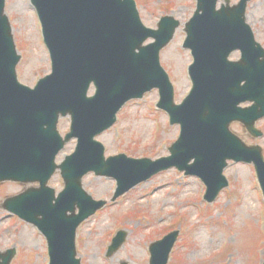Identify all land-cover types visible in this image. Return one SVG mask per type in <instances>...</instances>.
<instances>
[{
	"label": "water",
	"instance_id": "95a60500",
	"mask_svg": "<svg viewBox=\"0 0 264 264\" xmlns=\"http://www.w3.org/2000/svg\"><path fill=\"white\" fill-rule=\"evenodd\" d=\"M219 1L197 0L184 25L183 47L194 58L189 66L192 88L177 104L160 60L181 25L174 16H162L157 28H150L135 0H31L52 72L30 87L18 78L21 55L5 12L6 0H0V183L31 185L6 197L0 209L42 232L49 264H81L77 230L107 204L84 189L83 178L91 172L117 181L115 201L176 167L198 176L207 187L204 198L214 202L229 185L224 175L229 161L243 162L254 165L264 195L263 148L231 130L239 122L254 138L264 134L257 127L264 118V47L247 23L251 0H224L218 8ZM235 51H240V58L231 60ZM154 89L160 96L157 106L181 128L169 146L170 155L156 160L125 153L106 157L97 136L116 123L129 101ZM66 116L71 118L70 131L62 136L58 124ZM73 139L74 152L57 163L58 154ZM57 170L64 180L58 194L49 185ZM178 236L179 231H173L153 242L149 264H168ZM125 241L126 232L118 231L107 254L113 255ZM16 254L15 248L0 250V264H11Z\"/></svg>",
	"mask_w": 264,
	"mask_h": 264
},
{
	"label": "rangeland",
	"instance_id": "374dc122",
	"mask_svg": "<svg viewBox=\"0 0 264 264\" xmlns=\"http://www.w3.org/2000/svg\"><path fill=\"white\" fill-rule=\"evenodd\" d=\"M143 23L157 28L162 16L180 20L172 41L161 51V64L175 88V101L180 103L191 89L188 66L193 57L183 48L185 23L193 16L197 0H135ZM239 0H231V4ZM220 2H224L221 0ZM5 11L10 19L14 41L21 60L17 66L19 80L30 87L51 73L49 52L44 44L41 24L30 0H7ZM247 22L264 47V0H251ZM239 51L232 53L237 60ZM92 88L90 94H93ZM158 90L142 99L128 102L118 114L117 122L97 139L105 145L106 157L125 153L134 158L168 156L169 146L178 138L180 125H171L169 115L157 107ZM248 103L243 104V106ZM264 133V118L257 122ZM61 135L70 130V117L59 120ZM231 129L248 144L263 148L262 137H252L242 124ZM76 147L67 143L57 156L63 161ZM229 180L214 202L203 197L206 185L197 176H186L176 168L154 175L115 201L111 198L116 180L91 172L83 179L84 189L95 200L107 205L85 220L78 228L77 251L81 264H149V246L171 231L179 236L168 264H263L264 262V197L252 164L230 161L224 170ZM49 185L59 193L64 181L57 171ZM18 182L0 183V203L26 187ZM126 241L113 255L107 250L119 231ZM15 248L11 264H49L47 241L43 234L5 209H0V249Z\"/></svg>",
	"mask_w": 264,
	"mask_h": 264
}]
</instances>
